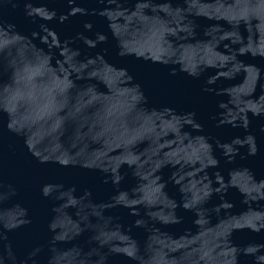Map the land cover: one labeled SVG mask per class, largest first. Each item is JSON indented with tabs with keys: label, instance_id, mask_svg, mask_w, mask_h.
I'll use <instances>...</instances> for the list:
<instances>
[{
	"label": "water",
	"instance_id": "water-1",
	"mask_svg": "<svg viewBox=\"0 0 264 264\" xmlns=\"http://www.w3.org/2000/svg\"><path fill=\"white\" fill-rule=\"evenodd\" d=\"M133 2L134 0H128L126 6L131 9ZM197 3L213 6L217 0H197ZM220 3L227 7L232 0H220ZM48 6L55 8L57 14L67 12L64 0H50ZM84 6L97 10L103 7L97 0H86ZM176 6L187 5L177 3ZM195 19L199 25L196 30L197 38L202 42L215 43L214 52L220 55L230 56L235 53L234 61L229 62L227 67L221 62L211 69L220 78L211 86L212 93L200 91L203 78L193 80L182 73L171 77L168 75V67L134 58L132 55L135 53L116 55V41L108 33L106 21L100 16L77 14L63 23H58L56 19L44 22L25 17L22 0L15 9L11 8L8 0L0 4V20L15 24L16 31L25 36H29L33 30L39 31V23H45L46 27L54 30L61 41L66 37L75 38L78 32L89 38H94L96 32L108 34V39L104 43H98L95 48H87L79 39H73L71 47L80 49L78 59L99 53L107 63L115 67H126L134 81L141 85L147 98L144 105L146 109L159 110L168 106L177 114L193 111L195 118L203 125V133L210 139L227 141L235 135L242 137L243 129L226 124L217 126L216 121L210 118L221 111L216 108V102L227 99L226 95H216L215 92L218 88L227 86V91L235 89L245 98V103L250 101L253 104L264 96V28L255 16L238 24H231L223 18L210 19L208 16ZM85 20L92 22V29H83L82 23ZM213 27L218 31H212ZM205 32L208 33L207 36L203 35ZM229 33L236 35H226ZM221 35L225 38L219 39ZM9 38L10 36L5 37ZM29 38L31 39L30 36ZM127 40L130 47L146 48L153 44L154 37L145 33L129 36ZM196 42L194 39L189 43ZM32 43L47 51L39 43L38 37ZM241 47L244 48L243 52H239ZM52 51L56 53L55 48ZM187 54L192 55L191 52ZM176 62L180 63L179 56ZM49 65L57 70L52 78L53 86H56V78L61 77L58 71L60 65L56 63V59H51ZM96 71L97 81L73 80L75 87L70 90L66 106L46 116L43 127L40 126L41 122L33 127V131L40 133L38 137H34L37 140L34 151L46 149L48 152L59 153L71 149L78 153L76 158L82 162L105 161L113 166L119 163L117 171L124 177V181L116 188L110 183L102 182V168L60 166L51 160L40 162L27 149L23 135H16L5 128L7 112L0 109V264H133L128 252L130 240L136 242V264H144L145 261L159 259L160 256L165 260H175L178 264H205L201 257L211 255L218 233L226 229L229 221L242 223L253 213L264 211V201L246 200L240 193L241 188L264 178V133L259 131V125L264 124V117H253L250 112L247 113L248 132L256 137L257 155L244 160L237 158L234 165L224 166L221 162L223 167L243 165L249 170L237 168L226 174L228 192L214 194L209 202L210 207H218L219 211L197 222L193 219L194 213L191 215L179 209L176 222L169 220L165 224L158 218L168 215L169 201L179 200V193L171 182L166 189L156 192L152 181L157 176L167 180L174 173L195 170L196 166L185 165L181 168L183 160L175 164L171 161L190 154L198 147L194 142L189 146L192 134L196 133H190L189 138L182 141L171 132L157 137L145 131L152 127L153 121L159 123L152 112L133 108L129 116L134 115L142 125L140 130L143 138L136 140L126 150L123 146H116L108 134L96 137L95 133L99 131V124L96 122L109 108L117 111L128 108L125 98L114 95L104 83L109 69L101 65ZM222 72H228V77L220 76ZM8 82L9 73L0 69V84L7 86ZM85 83H96L93 93L98 94L97 99L91 98L93 93L81 95V85ZM105 97L108 99H104ZM75 107L80 108L78 113H74ZM56 119L61 120L60 128L56 132H50L49 128ZM183 130L191 131L187 127ZM240 151H246V146ZM129 153L143 161L140 168L127 164L124 157ZM213 154L218 156V150L214 148ZM165 158L169 163L157 168L156 162ZM212 174L209 169L208 175ZM45 183L61 184V190H65L62 199L55 198L56 191L49 197L41 196L40 188ZM69 186H75V191H68ZM85 188L91 193L86 200L92 203V207L83 206L79 202L75 205L69 203L70 199L79 200ZM220 195H224V200L219 198ZM149 200L152 201L151 204L148 203ZM101 203L104 205L103 209L95 207ZM138 212L149 219H156L157 227L150 231L133 227L132 222ZM62 235L63 238H58ZM229 239L238 247L247 243H264V230L253 233L248 229L232 228ZM237 264H253V258L251 255L238 254Z\"/></svg>",
	"mask_w": 264,
	"mask_h": 264
},
{
	"label": "clouds",
	"instance_id": "clouds-1",
	"mask_svg": "<svg viewBox=\"0 0 264 264\" xmlns=\"http://www.w3.org/2000/svg\"><path fill=\"white\" fill-rule=\"evenodd\" d=\"M20 0H8L11 8L18 7ZM50 0H22L23 15L30 20L51 21L56 19L58 23L65 22L69 17L79 14L80 16H91L93 14L104 18L106 28L111 37L116 41L118 56L132 55L134 58L142 59L147 62L159 63L168 67V75L175 77L183 74L193 80L202 79L200 91L212 93L218 76L213 74L211 69L219 66L227 67L228 63L234 61L235 53L230 56H223L214 52L215 43L202 42L197 38L196 23L197 17L208 16L210 19H225L231 24H238L240 21H247L255 16L260 20V26L264 28V0H232L227 7L217 0L213 6L198 5L197 0H134L131 9L127 7L128 0H97L103 7L97 9H88L84 6L86 0H64L67 12L57 14L55 8L48 6ZM5 0H0V4ZM181 3L186 7H177ZM147 10V12L145 11ZM118 21H122L119 22ZM92 22L85 20L82 27L85 31L92 29ZM39 31H31L29 36L22 35L16 31V25L10 22L0 20V69L9 73V82L7 86L0 84V109L7 112L5 128L16 134L23 135L24 144L34 157L40 162L49 160L58 163L60 166H79L85 169L102 168L104 174L102 182L111 184L119 188L124 181V177L117 171L119 163L113 166L110 162L89 161L82 162L76 157L78 153L69 149L66 152H48L46 149L35 150L34 146L40 133L33 131V127L38 123L43 127L46 116L53 114L68 103L70 90L75 87L73 80L97 81L98 69L101 65L109 69V75L104 78V83L113 91L114 95L124 97L128 102V108L124 111H117L109 108L96 123L99 124V131L95 133L96 137L108 134L112 137V142L116 146H123L126 150L138 139L143 138V132L134 115L129 116L133 108H140L145 111H151L156 117L152 127L145 131L151 132L159 137L167 133H173L178 140L189 138L192 134L193 139L189 141V146L194 142L198 145L190 154L178 157L171 163H180L181 168L185 165L189 167L196 166L194 171H188L180 174L174 173L167 180L157 176L152 184L154 191L160 192L166 189L169 182L173 183L179 193V200L169 201V213L167 216L159 217V221L167 224L169 220L176 222L177 211L184 210L189 214H195L193 219L197 222L214 212H218V207H210L214 194L227 193L229 185L225 183V176L229 171L242 168L248 171L247 166L238 165L231 168L223 165H234L236 159L244 160L246 157L257 155L256 137L248 132L249 119L247 113L253 117H264V96L257 103L244 102L245 98L235 90L227 91V86L218 88L216 95H226V100H218L216 108L218 111L210 117L216 121L217 126L229 125L232 128L239 127L244 130L243 136L235 135L230 140L221 141L216 138H209L203 133V125L195 118L193 111H187L177 114L173 108L163 106L159 110L152 108L146 109L147 98L138 82L129 73L126 67H115L107 63L102 56L97 53L95 56H85L78 59L80 49L71 47L73 39H79L87 48H95L98 43H104L108 39V34L104 32L94 33V38L84 36L82 33H76L75 38L66 37L59 40L56 32L45 23L38 24ZM212 31H218L213 27ZM150 34L154 37V42L148 47H130L127 38L143 34ZM203 35L207 36L205 32ZM226 35H233L229 33ZM10 36L9 39L5 37ZM38 37L39 43L43 44L47 51L37 47L32 40ZM221 35L219 39H224ZM196 40L195 44L189 43ZM239 40V37L236 36ZM183 42V43H182ZM180 45V47H177ZM56 53H53V49ZM244 48H239L243 52ZM191 52L192 55L187 53ZM212 53L211 55H200V53ZM179 56L180 63L176 62ZM59 57V58H56ZM150 57V58H149ZM51 59H56L60 65L59 72L61 77L56 78V86H53V76L56 69L49 65ZM228 72L220 73V76L227 78ZM71 76L72 78H69ZM225 80V79H223ZM97 87L96 83H85L81 85V95L93 93ZM251 91V89H249ZM226 93V94H225ZM92 99H97L98 94L93 93ZM104 99H108L105 97ZM80 111L79 107L74 108V113ZM73 113V114H74ZM127 117V119H126ZM166 118V119H165ZM61 120L56 119L49 128L50 132H56L60 128ZM190 129L183 130L185 128ZM92 131V127L89 128ZM259 131L264 133V124L259 125ZM241 152L240 149L245 148ZM214 148L218 150L219 155H214ZM129 166L135 165L140 168L143 161L138 157L129 155L124 157ZM169 163L167 158L158 160L156 167ZM212 170V176L208 175V170ZM196 173H201L197 176ZM138 175V173H134ZM187 177V178H186ZM61 184L45 183L40 188V194L43 197H49L53 191L57 192L56 199L60 200L65 195V190ZM68 191L74 192L75 186H69ZM240 193L246 200L264 201V178L259 181H253L250 185L240 189ZM91 195L89 189L85 188L79 200L70 199L69 203L75 205L78 202L83 206L92 207V203L86 198ZM219 198L224 200V195ZM139 201H133L138 203ZM152 203L151 200L148 201ZM95 207L103 209L104 205L97 204ZM133 227L143 228L150 231L157 227L156 219H149L141 213L135 214ZM146 218V219H145ZM182 219V217H181ZM151 222V223H149ZM55 227V225H52ZM232 228L248 229L253 233H259L264 230V211L255 212L242 223L236 222L227 224L225 230L217 235V242L211 255L201 257L205 264H237V255H251L253 264H264V243H247L238 247L231 243L229 234ZM58 238H63V235ZM129 256L132 257L133 264H136L138 250L134 240L129 241ZM144 264H178L175 260H165L163 256L152 261H145Z\"/></svg>",
	"mask_w": 264,
	"mask_h": 264
}]
</instances>
